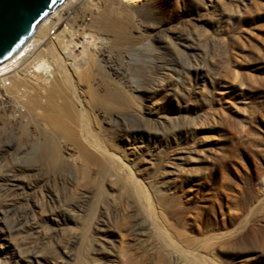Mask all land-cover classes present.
Returning a JSON list of instances; mask_svg holds the SVG:
<instances>
[{
  "label": "rangeland",
  "instance_id": "374dc122",
  "mask_svg": "<svg viewBox=\"0 0 264 264\" xmlns=\"http://www.w3.org/2000/svg\"><path fill=\"white\" fill-rule=\"evenodd\" d=\"M149 1H154L158 18L168 20L170 29L181 25L180 36L190 38L186 44L191 46L176 40L177 32L174 44L144 45V52L103 46L106 57L99 67L104 68L94 65L88 72H94L101 87L107 77L123 84L128 104L121 110L85 108L73 124L79 134L92 129L88 135L112 136L121 149L128 148L127 158L102 159L104 172L116 176H105L96 167H83L72 159L75 152L63 150L70 143L49 125L46 128L43 110L24 113L26 97L12 103L14 113L8 109L0 114V175L24 167L30 170L26 178L41 180L38 186L31 184L23 217L21 212H6L4 205L12 198L0 185V264H264V0ZM73 10L69 7L72 18ZM124 10L119 9V16L134 24L133 16L125 17ZM75 42L69 49L73 66L78 73L87 72L85 62L93 54L86 51L88 44L81 37ZM159 64L176 66L179 74H158L154 70ZM65 68L69 85L83 89L77 85L73 67L66 64ZM146 77L154 82V93L148 90ZM35 126L41 128L37 131ZM50 137L60 149L59 161L66 162L60 164L63 168L44 163ZM122 162L125 167H117ZM87 172L93 179L85 182ZM17 176L25 179L20 173ZM132 178L139 180L142 187L137 186L143 191L129 183ZM127 194H137L139 201L146 198L151 204L157 197L164 201L163 209L151 205L159 228L155 226L154 233L147 232L138 215L142 211ZM51 208L60 214L54 220L46 217ZM157 240L163 244L170 240L181 250L161 249L155 245Z\"/></svg>",
  "mask_w": 264,
  "mask_h": 264
},
{
  "label": "bare ground",
  "instance_id": "6f19581e",
  "mask_svg": "<svg viewBox=\"0 0 264 264\" xmlns=\"http://www.w3.org/2000/svg\"><path fill=\"white\" fill-rule=\"evenodd\" d=\"M153 2L154 1L151 2L149 0H147V1L146 0H66L64 5H62L58 8L56 7L50 15H48L46 18H44L39 23V25L35 29L34 33L24 43V45L14 55H12L8 60H6L4 63H2L0 65V114L2 115L5 112L7 113L8 109L10 110V112L15 110L12 107V105H13L12 103L14 102L16 104V103H19L20 101H24V98H22V97L23 96L26 97L25 108L23 109L25 111L24 113H26V115H29V114L37 112L38 109H39V111H40V109L43 110V119L45 121V122L44 121L43 122L46 123V128H48L47 125H49L51 128L56 130L57 133H59L60 135H63V137L65 138V141L67 143L68 142L70 143V144H64L63 150H71V151L75 152L76 155H74V156L72 155L71 156L72 159L74 158V159L79 160L84 165L83 167H85V166H91L93 168L96 167L98 169L99 173L100 174L105 173V176L113 175L114 174L113 171H112L113 173H111V174H109L108 171L104 172L105 168L102 164V159H106V160L112 159L114 161H117V160L119 161V160H121L120 159L121 157L127 158L126 156L130 155V154L126 153L128 148L125 147L124 149H121V145L118 144L117 142H115V140L112 138V136L106 137L105 135L99 134V133H98V136L88 135L87 132H89L92 129H90L87 132H85L83 130V133L80 130L81 133L79 134V132L77 133L75 131L73 124H75V122L78 120V117L80 115V111L85 110V108H89V109L91 108L94 110H100V109H103V110L104 109L121 110L122 108H124L128 104V100H126V96H125L126 90H124L123 87L121 88V86L123 85L122 82H121L122 85L120 86L119 84H117L116 81H114L115 78L110 80V78L108 79V77H107L106 79L108 81L106 80V84L102 85V87H101L100 83L102 84V82L96 79L97 77L95 76L94 72L93 73H91L92 71L88 72V71H90L91 68L93 69L94 65H96V67H99V65H101L99 63L105 60V57H106L105 51L106 50L105 49H104L105 51L103 50V46H105V45H114V46L119 45L120 46L121 45L120 46L121 49L126 47V48H130L129 50L132 49V50H135L136 52L139 51L140 49L144 52L145 50L142 49L144 45L147 47L148 46L154 47L155 45H162L163 46V45L169 44V46H170L171 44H174L173 36H175L176 32L179 33V37L176 35L177 37L175 36V39L179 40V41L182 40L183 36H180V35H183L181 30H180V28H182L181 25L179 24L180 28L177 27L173 30L170 29L169 27H171L170 26L171 24L170 25L168 24V20L158 18L157 14H159V13H157V12H159L158 11L159 8H157V5L153 4ZM132 3H137V4L139 3L140 5L138 4V7L136 6L137 8L132 6V5L127 6V4L129 5ZM69 7L73 8V9L75 8V10H73V11H75V15H74L75 17H73V18H72L73 15L72 16L70 15L71 12H69ZM122 7L125 8L124 11H126V12H124V13H126V15L124 14L125 17L129 16V15L133 16V20L135 22L134 24L132 22H131L132 23L131 24L128 20H126L124 18V16L123 17L119 16V13H120L119 9ZM76 12L78 14H76ZM204 15H207V14H204ZM129 17H131V16H129ZM131 18H128V19L130 20ZM187 23H188V21H187ZM167 24L169 26H167ZM192 25H193V23H192ZM172 28H173V26H172ZM77 37H81L83 40H85V42L88 44L86 51H88L89 53H92L93 54L92 56L94 57V61L89 60V58L93 59V57H91V56L87 57L88 61H86L85 65H84L85 68L87 69V72L85 69H84L85 71L80 69L82 72L79 70L81 73L84 72L83 74H79L80 72L78 73L77 69L74 68L73 65H74L75 60L73 58H71L70 54H69V49L73 46V44L76 43L75 38H77ZM200 37H202V36H200ZM189 39L190 38H186V39H183L182 41H183V43L186 44L187 40H189ZM78 40H79V38H78ZM137 45H140V46H137ZM186 45L188 46L190 44H186ZM174 48H176V46ZM187 48H189V47H187ZM144 49H147V48H144ZM176 50H178V49L176 48ZM172 52H174V51H172ZM183 53L180 52V54H183ZM119 54H120V52H119ZM122 54H123V52H122ZM196 54L197 53H195L194 55L196 56ZM131 55H132V53H131ZM129 56H130V54H129ZM198 56H200V55H198ZM200 59H202V58H200ZM109 60H111V59H109ZM66 64L71 65V67H73L74 71L72 72V74L75 72V74H73V75L76 77L77 85L78 84L83 85L84 88L80 89V91L75 90L73 87H71L69 85L70 83L68 82V79H67L68 74H66L69 72V70H68V72H66L67 71L65 68ZM127 64H128V62H127ZM129 65H130V63H129ZM158 66H160V67L156 66L157 67V68H155L156 70L153 69L154 71L158 72V74H162V75L168 74L169 76L173 72L179 74V70L176 68V66L175 67L171 66V65L162 66L160 64ZM103 68H104V66H103ZM103 68H100V69H103ZM95 69H97L95 71H97V72L99 71L98 68H95ZM133 70H136V69H133ZM112 72L115 75L118 73V72L116 73V70H113ZM127 74H129V73H127ZM102 75H103V73H102ZM130 75L132 76V73ZM71 77H72V75H71ZM109 77H113V76H109ZM117 78H118V76H117ZM128 78H131V77L129 76ZM7 79L9 80L8 86H6V83H5V80H7ZM102 79L104 80L105 78L102 77ZM125 81H127V80H125ZM138 82H139V80H138ZM135 83H136V81H135ZM146 85H147L148 90H150V93H154L155 84H154V82H152V80L150 78H147ZM144 87H146V86H144ZM76 89H78V88H76ZM122 89L125 92H123ZM132 89L135 91L138 90V88H136V87H133ZM134 95H136V94H134ZM132 96H133V93H132ZM18 97H19V99H17ZM21 98H22V100H21ZM43 98H44V100H42ZM128 98H129V96H128ZM133 100H135V99H133ZM21 104H20V106H21ZM138 104H140V102H138ZM134 105H135V103H134ZM15 106L16 105H14V107ZM128 106L130 107L132 105H128ZM19 107H18V109H19ZM16 108H17V106H16ZM135 109H138V108H135ZM131 111H132L131 113L133 115H136V117H137L135 110L131 108ZM83 112H86V111H83ZM120 112L122 113V111H120ZM13 113H14V111H13ZM21 113L22 112H20V115L22 116ZM92 113H94V112H92ZM109 114H111V113H109ZM11 115H12V113H11ZM20 115H18V116H20ZM81 115H82V113H81ZM107 115H108V113H107ZM23 116H24V114H23ZM39 116H40V114H39ZM36 117H38V116L36 115ZM101 117H103V116H101ZM11 119H13V117H11ZM30 119H34V117H31V115H30ZM81 119H82V116H81ZM115 119H116V115H115ZM17 120H18V117H17ZM38 120H40V119H38ZM26 121H28V119H26ZM35 121L32 120L33 124L35 123ZM80 121L81 120H79L78 122H80ZM82 121H83V119H82ZM21 122H23V121H21ZM30 122H31V120H30ZM38 122L40 123V121H37L36 123H38ZM26 123H28V122H26ZM11 124H13V123H11ZM78 124L82 125L80 123H78ZM84 124H85V122H84ZM26 125L27 124H25V126ZM37 125H39V124H37ZM86 125H87V123H86ZM44 126H42V127H44ZM32 127H33V125H32ZM37 127H39V126H37ZM37 127H36V129H37ZM39 128H41V127H39ZM39 128L37 129V131L39 130ZM79 129H81V128H79ZM40 131H42V129H40ZM50 132H52V130ZM52 133L54 134V131ZM2 134L3 133H0V138L2 137ZM92 134L96 135V133H94V132ZM50 135L52 136V138L57 136V135L54 136L52 134H50ZM5 138H7V137L5 136ZM42 138H44V137H42ZM55 139H57V138L55 137ZM3 140H4V138H3ZM30 140L31 139H29V141ZM59 140H60V138H59ZM48 141L49 142H47V146L45 145L46 151H44V154H43L44 155L43 159H45L44 163L46 161V162H48L49 165H52L55 167L58 164L59 165L62 164L65 161L63 159H65L66 157L62 158L63 162H61V159L59 161V158H60V157L58 158V152H60L59 147L56 148L57 146L54 144L55 141L53 140L54 141L53 142L51 140V137L48 139ZM129 142H131V141L129 140ZM129 142L127 143V146L131 144ZM40 146H41V143H40ZM32 147H33V145H32ZM41 147H43V146H41ZM32 149H33V153H34L35 148H31L29 152H31ZM43 149H44V147H43ZM0 150H1V147H0ZM2 152H3V149H2ZM71 154H73V153H71ZM119 155H122V156H119ZM67 156H70V155H67ZM72 159L69 158V161ZM39 160H41V159H39ZM64 163H66V162H64ZM67 163H70V162L67 161ZM124 165L125 164H123V162H122L117 167L120 166L121 168H124L125 167ZM64 166H69V165H64ZM61 167L63 168V166H61ZM20 168H22V166ZM80 168L81 167H79V169ZM23 169H24V167H23ZM23 169H18V168L13 169L12 171L7 172V173L2 171L3 173H1V175H0V185H2V188L5 189V192H7V196L12 198L11 203L4 205V206H6V212H13L15 214H18L19 212H21L20 216H22V217L25 216V202L29 201L28 200L29 194L31 192L29 194H28V192H29V189L32 187L31 184L34 182L37 185L38 182H41V180L36 179L38 176L35 179H32V177L26 178L28 173H30V170H28V172H27L26 169H24V170ZM27 169H29V168L27 167ZM19 173H20V175L21 174L25 175V179H22V178H20V176H17V175H19ZM52 174H54V172ZM90 174L87 172L86 177L84 175L85 182L90 180V177H91V176L89 177ZM127 175H128V173H127ZM30 176H32V175H30ZM114 176H116V175L114 174ZM53 177H56V175H53ZM82 177H83V175H82ZM110 179H112V177ZM128 179H129V176H127V180ZM106 180L108 181V178ZM138 181L139 180L137 178H132V180L129 183L135 184L136 189H137V187L139 188V186H137V185L141 186V184H138L139 183ZM113 182H114V180H113ZM124 182L123 183L121 182V184H124ZM42 183H43V181H42ZM126 183L128 184V182H125V186H126ZM39 184H41V183H39ZM37 189H39V188H37ZM122 189L124 191V189H125L124 185H123ZM141 189L137 190V191H141ZM113 190H115L114 187H113ZM127 190H128V188H127ZM143 190H144V188L142 189V191ZM139 194L140 193H138V195ZM146 194L147 193H145V195ZM127 195H128V199L131 200L133 205H136L142 211V213H139L138 215L141 218V221H142L145 229L148 230L147 232H149V234L154 233V229H156L158 227L155 225V223H154L155 221H153L152 215L155 214V211L151 208V207H153L151 205L155 204L156 208H159L158 206H160V208L163 209V208H166V204L164 203V201H162L159 197H157L156 200H154V203L151 204L152 202H150L149 200H146V198L143 201L142 200L139 201L138 195L133 194L132 196H134V201H135V203H134V201H132L133 197L130 194H127ZM32 196H34V195H32ZM139 197H141V196L139 195ZM46 206H47V204H46ZM31 207H33V206H31ZM47 209H48V207H47ZM56 210L51 208V210H49L48 213H46L47 214L46 217L47 218L53 217L52 219L54 220V218H57L58 216H60L59 212ZM22 212L24 213L23 215H22ZM41 212H42V210H41ZM152 213H154V214H152ZM167 214L173 215L172 212H168ZM154 217H155V215H154ZM63 218H65V217H63ZM107 221L109 223V221H110L109 218L104 219V223L106 222V224H107ZM155 226H156V228H155ZM101 229H105V228H101ZM163 233H166V231ZM104 236H105V234H104ZM155 236H157V235H155ZM158 236L161 237V234ZM169 237H170V235H169ZM157 239H158V237H157ZM167 241H169L168 244H165V243L163 244L162 241L158 242V240H157V242L160 244H158L155 241V245H157L161 249L163 248L164 250L171 251V253H172V251L174 253H176V252L179 253L178 251H180L181 249H180V247H178V245H176L177 243L175 244V243L171 242L170 240H167ZM163 242H166V241H163Z\"/></svg>",
  "mask_w": 264,
  "mask_h": 264
},
{
  "label": "water",
  "instance_id": "95a60500",
  "mask_svg": "<svg viewBox=\"0 0 264 264\" xmlns=\"http://www.w3.org/2000/svg\"><path fill=\"white\" fill-rule=\"evenodd\" d=\"M65 0H0V65L14 55L39 23Z\"/></svg>",
  "mask_w": 264,
  "mask_h": 264
}]
</instances>
